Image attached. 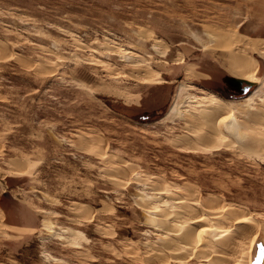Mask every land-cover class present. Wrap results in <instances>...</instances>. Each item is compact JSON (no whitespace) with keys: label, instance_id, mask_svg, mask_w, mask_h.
Wrapping results in <instances>:
<instances>
[{"label":"rangeland","instance_id":"374dc122","mask_svg":"<svg viewBox=\"0 0 264 264\" xmlns=\"http://www.w3.org/2000/svg\"><path fill=\"white\" fill-rule=\"evenodd\" d=\"M213 36L238 62L259 58L264 80V0H0V264H176L155 248L184 232V193L208 198L211 218L220 203L257 213L264 236V141L215 142L226 124L205 131L204 104L189 100L193 123L170 119L184 95L256 88ZM257 107L239 124L264 132ZM153 209L165 230L149 225Z\"/></svg>","mask_w":264,"mask_h":264},{"label":"bare ground","instance_id":"6f19581e","mask_svg":"<svg viewBox=\"0 0 264 264\" xmlns=\"http://www.w3.org/2000/svg\"><path fill=\"white\" fill-rule=\"evenodd\" d=\"M208 39H209V42H212L219 47H225V46L229 47V49L227 48L225 51L227 52L226 53L227 59H226V64L225 63L224 64L226 65L228 70H230L232 73H234L238 77V80L244 81L250 85L254 84L257 86L254 89V91L250 93L249 95H245L240 98L229 99V100L223 99V97L221 98L220 96L212 92H208V91L204 92L200 98L193 97L191 96V94L184 95L182 99L180 98L181 100L179 102L177 101V103L174 106H172L173 108H171V110L169 111V114L171 116L170 119L180 118V119L186 120V122L189 124L193 123V120H191V117L194 116V113L184 112V110L182 109L186 101L189 100V102L194 103V104H204L202 108L199 110V112L197 113L198 114L197 118H198V122H200L199 124L203 126L205 131L209 132L210 131L209 125L214 124L215 122L218 123V121L219 122L222 121L226 124L227 132L225 133V132H222V130L221 131L218 130L219 133H217V136L213 137L215 142L221 143V144H230L233 142L246 141L248 139L250 140V138H253V139L256 138L259 141H264V132L257 130V128H253V127L242 128L238 120V115L251 111V109L255 110L254 109L255 107L258 108L257 106H260L261 112H264V80L259 75L260 73V69H259L260 62L258 60L259 58L256 59L257 57L255 58L254 56H251V55L248 57L242 56V57L249 58V63L243 64L237 61V57L239 56L240 53L237 52L235 48H233L231 43L228 44L226 42H223L222 40L218 38V36H213ZM232 41L235 44H239V45L242 42H244L243 39H234V38L232 39ZM215 49H218V48H215ZM256 53H259L260 55L264 54V52H261L258 50H256ZM138 56H137L138 59L140 58L139 60H141V55H138ZM262 115L264 116V113H262ZM159 122L160 120L157 121L155 124H158ZM86 137L90 138L92 137V134L87 133ZM184 194L186 196L184 195L183 197L187 198L189 201L187 203H184V202L180 203L182 207H185V209H183L184 219L183 221L180 220L181 227L178 226L179 228H182L184 232L180 235L174 234V237H172L173 238L172 240L175 241L174 249L172 248V245H170L171 244L170 242L172 241L170 238H162L161 239L162 241H160V245H159L161 247L157 246L155 250L160 251V252L163 251L162 257H167L169 259L175 260L176 264L177 263L178 264H183V263L188 264V262L191 261L193 258L187 259L183 263H181L178 260L179 259L183 260L181 257H185L184 254H186V258H187V256L189 257V255L190 254L192 255L193 253L196 258H197V255L199 257L209 258L208 260L204 261V264H253V261L256 255L255 248L257 244L262 243L264 245V236L258 241L261 230H260L259 222L256 217L257 213L249 212L247 214L242 215L240 213L238 215L234 211V207H233L234 205H230V204L223 202L224 204L222 206H221V203L218 205V209H219V211H217L218 217L211 218L209 217L210 216L209 213L211 212V210L215 211V206L211 203V201L208 198H205V200L204 199L200 200L201 203L205 206L198 207L195 199L190 198L188 193H184ZM148 199H150L148 195L143 194L140 198V201L142 200L144 202ZM203 210L205 211L208 210V211L204 212ZM178 211H181V210L179 209ZM152 212L154 213L153 214L154 216L148 219L149 225H154L156 226V228L161 226L165 230V227H164L165 222H161L162 224L160 223V221H162L160 220L161 219L160 217L164 215V212H162L161 209H153ZM176 213L178 212H175V214ZM177 216H175L177 220L182 218V217L180 218V216L178 218ZM225 216H227V218ZM223 219L225 220L222 223L221 220ZM177 220H174V221H177ZM219 222L222 224H220ZM166 224L168 225V228H171L169 227L171 225L170 221L168 222L166 221ZM245 225L248 228L255 227L256 228L254 229L255 232L250 231L251 234L249 235L246 234L245 237H242L243 236L242 235L241 236L242 238H240L241 240L236 243L235 250H234L235 252L231 250L233 248L232 247L230 250L233 251V253L231 251L229 253V248H223L222 245H224V243H226L227 241L230 242L232 245V243L234 242V241L231 242L234 237L233 234H235L234 230L237 228H242ZM172 228H173V225H172ZM252 228L249 230H252ZM249 230L247 232H249ZM49 232H52V231L49 230ZM67 233L69 232L67 231ZM239 233L241 232H238V234ZM168 244L171 246L170 248H168L169 247ZM129 246L126 247V251L131 250V245ZM161 248H165V250ZM144 249H142V246L134 248L133 253L135 256L141 255L144 253L143 252ZM157 257L155 259H158V260L161 259ZM262 264H264V260Z\"/></svg>","mask_w":264,"mask_h":264},{"label":"water","instance_id":"95a60500","mask_svg":"<svg viewBox=\"0 0 264 264\" xmlns=\"http://www.w3.org/2000/svg\"><path fill=\"white\" fill-rule=\"evenodd\" d=\"M236 83L240 84L237 81ZM263 260H264V245L262 243H259L257 245V252L253 264H262Z\"/></svg>","mask_w":264,"mask_h":264}]
</instances>
